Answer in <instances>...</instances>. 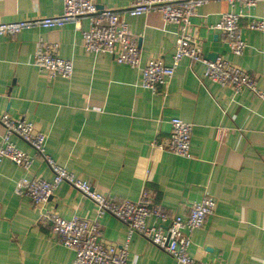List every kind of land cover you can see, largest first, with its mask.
Masks as SVG:
<instances>
[{"label": "crops", "instance_id": "crops-1", "mask_svg": "<svg viewBox=\"0 0 264 264\" xmlns=\"http://www.w3.org/2000/svg\"><path fill=\"white\" fill-rule=\"evenodd\" d=\"M133 1L97 4L124 10ZM63 10L59 0H0V24L59 16ZM240 11L224 1L198 7L191 34L207 59L217 54L250 72L264 92V32L248 29L252 20H264V2L242 10L248 44L242 56L233 55L222 33L211 30L221 14ZM125 19L144 62L172 63L177 25L155 13ZM81 28L87 30L89 22L83 20ZM40 40L58 44L59 55L73 61L71 79L50 80L31 64ZM205 70L203 63L184 59L166 93L156 95L139 87V70L110 54L87 52L75 24L30 28L0 36V115L34 123L48 136L49 156L112 200L137 202L147 191L167 212L186 217L193 203L212 196L216 212L192 234L190 255L208 264H264V100L205 80ZM174 118L193 125L189 159L153 146L167 144ZM3 134L0 125V144ZM14 142L34 155L19 138ZM26 175L53 178L43 158L28 174L10 161L0 163V264H73L75 252L40 224L29 198L16 195ZM47 208L66 219L95 213V204L67 183L55 189ZM100 224L109 242L129 241L130 264H175L140 235L129 240L128 227L116 218L107 215Z\"/></svg>", "mask_w": 264, "mask_h": 264}, {"label": "built area", "instance_id": "built-area-1", "mask_svg": "<svg viewBox=\"0 0 264 264\" xmlns=\"http://www.w3.org/2000/svg\"><path fill=\"white\" fill-rule=\"evenodd\" d=\"M63 3V13L59 16L24 20L0 24V36L15 37L30 28L56 29L75 24L82 31L83 46L90 53H105L113 56L120 65H126L141 72L139 87L153 94H165L174 78L180 63L189 59L192 63H203L206 67L203 78L222 87H230L238 94L249 90L262 100L264 92L258 88L256 76L230 63L222 57L207 59L201 46L191 34V19L196 9L210 2H227L231 8L241 11L221 14L220 22L211 27L222 33L230 52L242 56L248 47L242 33V10L255 8L264 0H134L124 10L101 9L97 0H59ZM155 13L165 24L178 26V39L172 63L167 65L160 58L143 61L140 46L130 32L125 17H135ZM87 20L89 28L82 30L81 22ZM248 29L264 32V20H252ZM31 64L50 80L71 79L74 74L72 60L59 55V45L43 40L38 43ZM172 131L167 144L157 141L156 150L169 152L183 158H191L193 125L179 118L170 121ZM0 125L4 128L0 144V163L7 160L28 173L37 158H43L53 173L51 181L26 175L15 187L18 196L31 200L39 214L40 224L49 226L60 238L61 244L75 252L73 264H130L129 241L117 246L103 236L100 221L109 215L128 227L129 240L140 235L148 242L172 257L175 264H208L190 255L192 234L204 227L207 219L213 216L217 202L208 194L199 202L193 203L186 217L170 214L156 203L149 192L144 191L140 200L115 201L94 189L59 165L46 152L48 136L37 126L23 119H15L8 113L0 115ZM19 138L29 145L34 155H30L16 145ZM62 183L69 184L95 204L93 218L75 216L66 219L52 212L47 205Z\"/></svg>", "mask_w": 264, "mask_h": 264}, {"label": "water", "instance_id": "water-1", "mask_svg": "<svg viewBox=\"0 0 264 264\" xmlns=\"http://www.w3.org/2000/svg\"><path fill=\"white\" fill-rule=\"evenodd\" d=\"M217 57H218L217 54H212L209 56V59L214 61L217 59Z\"/></svg>", "mask_w": 264, "mask_h": 264}]
</instances>
